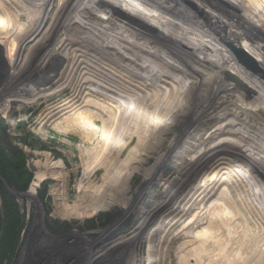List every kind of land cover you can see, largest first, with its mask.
Instances as JSON below:
<instances>
[{
    "label": "rangeland",
    "instance_id": "1",
    "mask_svg": "<svg viewBox=\"0 0 264 264\" xmlns=\"http://www.w3.org/2000/svg\"><path fill=\"white\" fill-rule=\"evenodd\" d=\"M64 1L0 0V145L5 150V156L0 157V264H178L182 251L189 254L195 248L191 237L202 229L206 233L201 237L203 247L198 248L205 251L200 254L202 264H225L227 231L229 238L245 234L255 239V253L247 260L249 264H264V133L260 131L264 129V116H259L261 107L264 111V77L259 75V66L243 56L237 59L235 49L230 48L229 64L234 66L236 60L240 65L250 62L252 76L238 68L243 80L230 76L228 81L224 77L225 82L219 81L237 96L235 101L224 92L213 94L216 101L211 102H218L216 108L225 113L209 125L213 128V132L208 128L210 135L203 130L199 136H191L193 130L202 128L204 113L199 110V114L190 115L189 111L214 88L211 76L221 74L219 65L201 53L210 45L198 36L217 40L222 50L219 60L223 61L224 47L229 48L233 40L245 41L242 33L246 31L237 29L246 11L258 12L264 19V0L82 1L77 9L69 11L65 28L51 33L49 28ZM134 25L136 28H132ZM35 26L39 30L31 39ZM134 29L139 30L135 33ZM259 40L254 45H259ZM42 67L49 71L47 77H26L31 69ZM16 75V81L7 87L8 80ZM245 84L254 100L242 91ZM69 122L73 125L70 130ZM83 123L91 124V130H84ZM80 133L88 134L93 141L87 142ZM201 135L204 139L199 140ZM80 149L96 150L91 158L98 168L89 176L91 187L100 185L101 169L110 160L117 166L113 177L122 172L126 176L120 180L126 183L123 188L112 187L119 191L117 205L72 218L71 207L80 195L76 190L81 179ZM211 153L218 158L208 162ZM51 169L56 176H65L63 183L57 177L41 178ZM172 194L173 204L162 208L161 203ZM138 195L142 196L133 203ZM120 196L131 200L132 205L124 207L125 199ZM212 214L226 228L212 222ZM138 224L142 229L137 240L109 249ZM212 228L217 229L215 234ZM216 238L224 244H217L220 242ZM208 249L213 251L208 253Z\"/></svg>",
    "mask_w": 264,
    "mask_h": 264
},
{
    "label": "bare ground",
    "instance_id": "2",
    "mask_svg": "<svg viewBox=\"0 0 264 264\" xmlns=\"http://www.w3.org/2000/svg\"><path fill=\"white\" fill-rule=\"evenodd\" d=\"M48 0H46V2H47ZM52 0H50V2H51ZM82 1H90V0H65L63 3H61V9H59V11H58V14L57 15H55V18H54V21H53V23H52V25H51V27L49 28V30H51V33H52V30H60V29H62V27L63 28H65V26L67 25V20H68V14H70V10L72 11V9H74L75 7H77V6H80V5H78V3H81ZM100 1V0H99ZM105 0H103L102 1V4H103V2H104ZM50 2H49V4H50ZM77 3V4H74V3ZM98 2V1H97ZM108 2V1H107ZM112 2V1H111ZM83 3V2H82ZM92 3V2H91ZM106 3V2H105ZM116 3V2H115ZM143 3H145V1H143ZM147 3V2H146ZM145 3V4H146ZM107 4V3H106ZM120 4V3H119ZM118 4V5H119ZM145 4H143V5H145ZM108 5V7L109 6H112V4L111 5H109V3L107 4ZM126 4H124L123 6H125ZM148 5H150V4H148ZM93 6V5H92ZM91 6V7H92ZM105 6V5H104ZM120 6V5H119ZM118 6V7H119ZM122 6V5H121ZM41 7V6H40ZM102 7V6H101ZM113 7V6H112ZM95 8H97V7H95ZM107 8V7H106ZM126 8V7H125ZM49 9V8H48ZM75 9H77V8H75ZM92 9V8H91ZM103 9H104V7H103ZM136 9V8H135ZM108 10H110V8H108ZM47 11V10H46ZM45 11V12H46ZM95 11H97V12H100V13H102L101 12V9H99L98 10V8H97V10L95 9ZM105 11V10H104ZM137 11H139V9H137ZM106 12V11H105ZM110 12H112V10L110 11ZM124 12H126V11H124ZM132 12V11H131ZM134 13V12H133ZM97 14H99V13H97ZM103 14V13H102ZM123 14V13H122ZM135 14V13H134ZM137 14V13H136ZM104 15V14H103ZM107 15H108V12H107ZM112 16H113V14H111ZM115 15V14H114ZM125 15V14H124ZM126 15H127V13H126ZM125 15V16H126ZM129 15V14H128ZM45 16V15H44ZM80 16V15H79ZM98 16V15H97ZM96 16V17H97ZM110 16V15H109ZM111 16V17H112ZM120 16V15H119ZM129 16H131V15H129ZM141 17H142V15H141ZM245 17V18H244ZM72 18V17H71ZM105 18V17H104ZM117 18V17H116ZM123 18H125V17H123ZM129 18V17H128ZM136 18V17H135ZM144 18V17H143ZM44 19V18H43ZM82 19V18H81ZM99 19H102L101 17L99 18ZM121 19V18H120ZM132 19H133V17H132ZM145 19V18H144ZM84 20V19H83ZM131 20V19H130ZM242 20L243 21H240L239 22V25H238V29L237 30H245L246 31V33L247 34H245L244 32L242 33L243 34V36H244V40L245 41H241L240 39H238V40H240L239 42H236V41H238V40H233L234 42H230L229 44H231V45H229V48H228V46L227 47H224V48H227V49H225V51H224V57L226 56V58H223L224 60L223 61H220L219 60V57L221 56L220 54L222 53V50H219V48L221 47V45L218 43L217 44V40H213V39H209V37H207V36H203V35H200V36H198V37H200L201 39H203V42H205L209 47L207 48V50L204 48V51L203 52H201L202 54H207V57H210L211 59H213L214 60V62H216L217 64H216V66L217 65H219L218 66V68L221 70H219L220 72H221V74L219 73V72H217V73H215V77L216 78H214V77H212L211 76V79L210 80H213V83H212V85L214 86V88L211 90V92H209L210 94L208 95L206 92L207 91H205V93L207 94V96L208 97H206L205 96V94L203 95V96H205V100L204 101H200V102H196L195 104H193V106L190 108V115H193V113H198V111L199 110H203V118L200 120V123H201V125H200V127H202L201 129H195V131L193 130L192 132H193V134H192V132H191V136H193V138H194V135L195 136H199L198 134H199V132L200 131H205V133H206V131H208V128H210L209 127V125L211 124V123H213V122H215V121H217V120H219L220 119V117H222L223 118V114L225 113H221V111H220V109H218V108H216V106H215V104H218V102H215V104H213V102L214 101H216V99H214L215 97V95H213V94H216V91L217 92H219V93H222V92H224V93H226L227 94V98L230 100L231 98H235L234 100L236 101V97H235V95H236V93H235V95H232L233 93H234V91L232 92V94H230L229 92H230V90L228 91V89L227 90H225L219 83V81H222L223 79V77L225 78V80H227L228 81V79L227 78H229L230 76H232L233 77V79L234 80H236L237 79V81H239L238 79L239 78H241L239 75H240V71H237L238 70V68H240V69H243V70H247V72H249V75H251L252 73V71H250L251 69H250V67H249V64H250V62H249V64L246 62V63H244L243 65H240V64H238L237 63V61L238 60H236V62H235V60H234V62H235V64H234V66L233 65H231V64H229V62H228V57L231 55V52H233L232 50H233V48L235 49V51H236V53L238 54V58L236 57V56H234V57H236L237 59H239L241 56H242V54L243 53H245L246 54V56L251 60V62H252V64H255V66H256V64H257V66H259V75L260 74H263V77H264V59H260V54H262L263 53V55H264V22L261 20V18H259L258 16H257V14L256 13H254V12H251L250 10H247L246 11V13L244 14V16L242 17ZM88 22H90L89 20H87ZM103 21V20H102ZM117 21H119V20H117ZM135 21V20H134ZM137 22H138V20H136ZM173 21H175V20H173ZM74 22V21H73ZM84 22V21H83ZM86 22V21H85ZM84 22V23H85ZM88 22H87V24H88ZM108 22V21H107ZM131 22H132V20H131ZM130 22V23H131ZM153 22H154V20H153ZM176 22V21H175ZM92 23V22H91ZM97 22H95V25H97L96 24ZM117 23V22H116ZM121 23V22H120ZM128 23V22H127ZM93 24V23H92ZM119 24V23H118ZM125 24V23H124ZM139 24V23H138ZM142 24V23H141ZM140 24V25H141ZM146 24V23H145ZM151 24V23H150ZM153 24V23H152ZM151 24V25H152ZM160 25V23H157V25ZM244 24V25H243ZM37 25H39V24H37ZM105 25H107V24H105ZM129 25V24H128ZM131 25H132V23H131ZM130 25V26H131ZM136 25V24H135ZM134 25V26H135ZM139 25V27H142L143 26V24L140 26ZM154 25V24H153ZM156 24H155V26L156 27H159V26H157ZM41 26V25H40ZM108 26V25H107ZM110 26V25H109ZM137 26V25H136ZM136 26L135 27H132V28H136ZM146 26V25H145ZM144 26V27H145ZM147 26H148V24H147ZM251 26H254V27H251ZM99 27V26H98ZM138 27V28H139ZM100 28V27H99ZM105 28H107L106 26H105ZM104 28V29H105ZM143 29V28H142ZM145 29H147V28H145ZM156 29V28H155ZM162 29H164V28H162ZM33 31H31V35H30V37L29 38H33L34 37V35L38 32L37 30H39L38 29V26H35V28H33L32 29ZM107 30V29H106ZM130 30V29H129ZM136 30V32L135 33H137L138 31L137 30H139V29H134V30H132V31H135ZM141 30V29H140ZM165 31H166V29H164ZM260 31V33H259V31ZM61 31V30H60ZM143 30H141V32H142ZM149 31V30H148ZM257 31V32H256ZM33 32V33H32ZM161 32V31H160ZM170 32V31H169ZM256 32V33H255ZM144 33H146V32H144ZM165 33V32H164ZM240 33V32H239ZM143 34V33H142ZM142 34H141V36H142ZM171 34V33H170ZM170 34H169V36H170ZM241 34V33H240ZM256 34H258L259 35V37H257L258 35H256ZM138 35V34H137ZM151 35H152V32H151ZM115 36V35H114ZM139 36V35H138ZM140 36V37H141ZM155 36V35H154ZM173 37V36H172ZM211 37V36H210ZM28 38V39H29ZM138 38V37H137ZM143 38V37H142ZM148 38V37H147ZM237 38V37H236ZM242 38V37H241ZM254 38L256 39H261V40H259V42L260 43H258L259 45H254V42H258V40L257 41H254ZM158 40V39H157ZM156 40V41H157ZM152 41V40H151ZM213 41V42H212ZM142 42V41H141ZM178 42V41H177ZM214 42H216V44L214 43ZM245 42V43H244ZM247 45V46H245V45ZM146 45V44H145ZM144 45V46H145ZM152 45V44H151ZM46 46V45H45ZM155 46L156 45H152V47H154L155 48ZM168 46V45H167ZM211 46L213 47L212 49H211ZM231 46V47H230ZM140 47V46H139ZM149 47V46H148ZM173 47V46H172ZM200 47V46H199ZM198 47V48H199ZM45 48V47H44ZM160 48L161 47H156L155 49H158L159 51H160ZM197 48V49H198ZM230 48H232V50H230ZM162 49V48H161ZM166 50L168 49V48H165ZM170 49V48H169ZM175 49V48H174ZM173 49V50H174ZM157 50V51H158ZM172 50V51H173ZM150 51V50H149ZM162 51H164V49L163 50H161V52ZM168 51V50H167ZM170 51V50H169ZM168 51V52H169ZM176 51V50H175ZM179 51V50H178ZM199 51H201L200 49H199ZM205 51H207V52H211V54L210 53H207V52H205ZM259 52H261L260 54H259ZM150 53V52H149ZM154 53H156V52H154ZM170 53V52H169ZM183 53V52H182ZM242 53V54H241ZM162 54V53H161ZM164 54V53H163ZM172 54H175V53H171V55ZM237 54H235V55H237ZM258 54H259V56H258ZM52 56H53V54H51ZM147 55H148V53H147ZM152 55V54H151ZM181 55V54H180ZM74 56V55H73ZM132 56V55H131ZM155 56H157L156 54H155ZM167 56V55H166ZM169 56V55H168ZM167 56V57H168ZM173 56H175L176 57V54L175 55H173ZM182 56H183V54H182ZM48 57V56H47ZM55 57V56H54ZM163 57V56H162ZM181 57V56H180ZM180 57H178L177 56V58H179L180 59ZM184 57V56H183ZM186 57H187V55H186ZM194 57V56H193ZM263 57V56H262ZM136 58V57H135ZM164 58V57H163ZM170 58H172V57H170ZM169 58V59H170ZM188 58V57H187ZM246 58V57H245ZM44 59V58H43ZM139 59V58H138ZM160 59V58H159ZM167 59V58H166ZM200 59H202V58H200ZM232 59V58H231ZM233 59H235V58H233ZM165 60V59H164ZM175 60V59H174ZM174 60H172V61H174ZM181 60V59H180ZM179 60V61H180ZM229 60H230V58H229ZM246 60V59H245ZM125 61V60H124ZM137 61V60H136ZM182 61V60H181ZM195 61H197V60H195ZM241 61H242V59H241ZM248 61V60H247ZM175 62V61H174ZM243 62V61H242ZM245 62V61H244ZM134 63V62H133ZM173 63V62H172ZM181 63V62H180ZM189 63V62H188ZM191 63V62H190ZM196 63V62H195ZM202 63V62H201ZM209 63V62H208ZM207 63V64H208ZM242 64V63H241ZM17 65V64H16ZM176 65V64H175ZM191 65V64H190ZM235 65H237V66H235ZM127 66V65H126ZM201 66V65H200ZM215 66V67H216ZM239 66H242V67H239ZM137 67V66H136ZM140 67V66H139ZM212 67V66H211ZM254 67V66H253ZM214 68V67H213ZM237 68V69H236ZM256 68V67H255ZM147 69V68H146ZM145 69V70H146ZM217 69V68H216ZM215 69V70H216ZM140 70V69H139ZM218 70V69H217ZM255 70V69H254ZM258 70V69H257ZM256 70V71H257ZM23 71V70H22ZM136 71V70H135ZM156 71V70H155ZM195 71V70H194ZM199 71V70H198ZM21 72V71H20ZM48 70L46 69V67H42V69L40 68H38V70H36V69H31L28 73H27V75H26V77H28L29 79H31V78H36L38 75H43V76H46L47 74H48ZM50 72H52V71H50ZM128 72V71H127ZM144 72V71H143ZM148 72V71H147ZM154 72V71H153ZM241 72H243V71H241ZM55 73V72H54ZM149 73V72H148ZM214 73V72H213ZM223 73V74H222ZM155 74V73H154ZM245 74H248V73H245ZM244 74V75H245ZM254 74V73H253ZM148 75V74H147ZM151 75V74H150ZM213 75V74H212ZM223 75V76H222ZM241 75H242V73H241ZM152 76H154V75H152ZM252 76V75H251ZM254 76H256V75H254ZM258 76V75H257ZM18 77V75H16V77H14V78H12V79H9L8 80V82H7V87L11 84V83H13L14 81H16V78ZM24 77V76H23ZM47 77V76H46ZM49 77H50V75H49ZM57 77V76H56ZM158 77V76H157ZM156 77V78H157ZM250 76H248V77H246V78H249ZM168 78V77H167ZM253 78H256V77H253ZM261 78H262V76H261ZM165 79H166V76H165ZM171 79V78H170ZM242 79V78H241ZM263 79V78H262ZM19 80V79H18ZM160 80H162V79H160ZM243 80V79H242ZM31 81V80H30ZM127 81V80H126ZM134 81V80H133ZM156 81H159V80H156ZM163 81V80H162ZM224 81V80H223ZM229 81H230V79H229ZM225 82V81H224ZM61 83V82H60ZM158 83V82H157ZM163 83V82H162ZM161 83V84H162ZM227 83V82H226ZM225 83V86L227 85ZM145 84V83H144ZM164 84V83H163ZM166 84V83H165ZM228 84H230V82L228 83ZM247 84V83H246ZM243 85L244 86V88H242L243 86H241V88L242 89H244V90H242L244 93H246V94H249L250 92H249V89L247 88V85ZM136 86L138 85V83L137 84H135ZM171 85V84H170ZM174 85V84H173ZM230 85H232V84H230ZM154 86V85H153ZM229 86V85H228ZM56 87V86H55ZM132 87V86H131ZM156 87V86H155ZM163 87V86H162ZM169 86H167V88H168ZM173 87V86H172ZM193 87V86H192ZM230 87V86H229ZM228 87V88H229ZM232 87V86H231ZM5 88H6V86H5ZM133 88V87H132ZM49 89H50V87H49ZM136 89V88H135ZM166 89V88H165ZM174 89V88H173ZM230 89V88H229ZM231 89H233V88H231ZM134 90V89H133ZM164 90V89H163ZM175 90V89H174ZM206 90V89H205ZM225 90V91H224ZM60 91H61V89H60ZM194 91V90H193ZM210 91V90H209ZM238 91V90H237ZM246 91V92H245ZM248 91V92H247ZM53 92V91H52ZM102 92V91H101ZM137 92V91H136ZM93 93V92H92ZM157 93V92H156ZM159 93V92H158ZM184 93V92H183ZM239 93V92H238ZM72 94V93H71ZM82 94V93H81ZM201 94V93H200ZM200 94H198V95H200ZM242 94V93H241ZM78 95V94H77ZM76 95V96H77ZM165 95V94H164ZM179 95V94H178ZM250 95V94H249ZM255 95V94H254ZM147 96V95H146ZM150 96V95H149ZM182 96V95H181ZM231 96H233V97H231ZM237 96V95H236ZM240 96V95H239ZM238 96V97H239ZM242 96H244L243 94H242ZM252 95H250V97H251ZM69 97H72V96H69ZM75 97V96H74ZM187 97V96H186ZM202 97V96H201ZM237 97V98H238ZM241 97V96H240ZM239 97V98H240ZM249 97V98H250ZM67 98V97H66ZM85 98V97H84ZM128 98V97H127ZM197 98V97H196ZM246 98V97H245ZM244 97H241V99H243V100H247V99H245ZM251 98H253V100H254V96H252ZM259 98H260V96H259ZM197 99H199V98H197ZM227 99V100H228ZM183 100V99H182ZM191 100V99H190ZM225 100V99H224ZM228 100V101H229ZM180 101V100H179ZM199 101V100H198ZM209 101V102H208ZM211 101H213V102H211ZM204 102H207V105L206 104H203ZM257 102V101H256ZM66 103V102H65ZM189 103H191V102H189ZM208 103L210 104L211 103V106L209 105L208 106ZM230 103V102H229ZM166 104H167V102H166ZM191 104V105H192ZM234 104V103H233ZM66 105V104H65ZM63 106V105H62ZM109 106V105H108ZM107 106V107H108ZM264 106V105H263ZM67 107V106H66ZM105 107V106H104ZM219 107H221V106H219ZM252 107V106H251ZM257 106H255V108H256ZM92 108V107H91ZM161 108V107H160ZM169 108V107H168ZM175 108V107H174ZM185 108V107H184ZM183 108V109H184ZM222 108V107H221ZM247 108V107H246ZM86 109V108H85ZM93 109H95V108H93ZM98 109V108H97ZM167 109V108H166ZM105 110V109H104ZM104 110H103V112H104ZM162 110V109H161ZM171 110V109H170ZM231 110V109H230ZM246 110V109H245ZM248 110H250V109H247V111ZM255 110V109H254ZM259 110V109H258ZM100 111H102V110H100ZM128 111V110H127ZM160 111V110H159ZM183 111V110H182ZM224 111H225V109H224ZM259 111H261L260 112V114L258 113V111H257V113L259 114V116L260 115H262V116H264V111H262V107L260 108V110ZM181 112V111H180ZM227 112V111H226ZM231 112V111H230ZM251 112V111H250ZM89 113V112H88ZM101 113V112H100ZM199 114V113H198ZM253 114V113H252ZM231 115V114H230ZM240 115V114H239ZM238 115V116H239ZM254 115V114H253ZM256 115V114H255ZM100 116V115H99ZM257 116V115H256ZM83 117V116H82ZM197 117V116H196ZM248 117V116H247ZM250 117V116H249ZM258 117V116H257ZM89 118V117H88ZM93 118V117H92ZM97 118V117H96ZM102 118H104V117H102ZM194 118V117H193ZM226 118V117H225ZM263 118V117H262ZM86 119V118H85ZM189 119V118H188ZM228 119H230V118H228ZM82 120V119H81ZM100 120H102V119H100ZM105 120V119H104ZM103 120V121H104ZM197 120H199V119H197ZM78 121H80V120H78ZM86 121V120H85ZM106 121V123H107V119L105 120ZM193 121V120H192ZM66 122V121H65ZM90 122V121H89ZM180 122V121H179ZM184 122V121H183ZM70 123V125H68V123H67V125L69 126L68 128H69V130H70V128H71V126H73L72 125V123L71 122H69ZM74 123H75V121H74ZM120 123V122H119ZM264 123V122H263ZM103 124V123H102ZM101 124V125H102ZM108 124V123H107ZM182 124H184V123H182ZM207 124V125H206ZM216 124V123H215ZM253 124V123H252ZM80 125V124H79ZM91 125V124H90ZM89 124H86V123H83V124H81V126H83L84 127V130H86V127L89 129L90 126ZM109 125V124H108ZM197 125V124H196ZM206 125V126H205ZM228 125H229V123H228ZM65 126H66V124H65ZM106 126V125H105ZM110 126V125H109ZM109 126H107L106 128L107 129H109V128H111V127H109ZM222 126V125H221ZM232 126V125H231ZM59 127H60V125H59ZM82 127V128H83ZM104 127V125H102V128ZM109 127V128H108ZM117 127V126H116ZM122 127V126H121ZM146 127V126H145ZM150 127V126H149ZM185 127V126H184ZM183 127V128H184ZM250 127H251V124H250ZM73 128V127H72ZM77 128V127H76ZM105 128V127H104ZM214 128H216V127H214ZM223 128V127H222ZM225 128V127H224ZM228 130H231V128L229 129L228 127H226ZM243 128V127H242ZM260 128V127H259ZM55 129H58V127H55ZM61 129V128H60ZM64 129V128H63ZM80 129V128H79ZM87 129V131H89V130H91V129H89L88 130ZM106 129V130H107ZM127 129V128H126ZM145 129V128H144ZM211 129V128H210ZM213 129V128H212ZM212 129H211V131H212ZM263 128H261V130L260 131H262V133H264L263 132V130H262ZM76 130H78V129H76ZM75 130V131H76ZM82 130V129H81ZM84 130H83V132H84ZM217 130V129H216ZM60 131V130H59ZM87 131H85V132H87ZM132 131V130H131ZM184 131V130H183ZM182 131V132H183ZM57 132H58V130H57ZM63 132V131H62ZM61 132V133H62ZM65 132H67V131H65ZM64 132V133H65ZM69 132V131H68ZM80 132H82V131H80ZM109 132V131H108ZM111 132V131H110ZM126 132V131H125ZM128 132V131H127ZM126 132V133H127ZM213 132V131H212ZM212 132H209L208 131V133H209V135H210V133H212ZM89 133H90V131H89ZM120 133V132H119ZM186 133V132H185ZM207 133V134H208ZM106 135H107V133H105ZM128 134V133H127ZM249 134V133H248ZM256 134V133H255ZM80 135H84L83 137H81V138H86V141L87 142H91V141H93L92 140V137H90L88 134H81L80 133ZM105 135V136H106ZM190 135V134H189ZM206 135V134H205ZM261 135V134H260ZM132 136V135H131ZM152 136V135H151ZM180 136V135H179ZM220 137V136H219ZM151 138V137H150ZM200 139H204V137H203V135H201L200 137H199V140ZM247 139V138H246ZM113 140H116V139H113ZM176 140H178V136L177 137H175V139H174V142L176 141ZM196 140V139H195ZM198 140V141H199ZM214 140V139H213ZM233 140V139H232ZM109 141V140H108ZM161 141V140H160ZM197 141V142H198ZM106 142V141H105ZM111 142H113V141H111ZM115 142V141H114ZM162 142V141H161ZM160 142V143H161ZM181 142V141H180ZM184 142V141H183ZM142 143H144V142H142ZM185 143V142H184ZM243 143V142H242ZM241 143V144H242ZM259 143V142H258ZM149 144H150V142H149ZM184 145V144H183ZM259 145H261V144H259ZM96 146V145H95ZM106 146H107V143H106ZM159 145H157V147H158ZM169 146V145H168ZM167 146V147H168ZM181 146V145H180ZM179 146V147H180ZM100 147V146H99ZM120 147H121V145H120ZM130 147V146H129ZM163 147V146H162ZM198 147V146H197ZM244 147V146H243ZM264 147V146H263ZM169 148V150L171 149L170 147H168ZM246 148V147H245ZM244 148V149H245ZM103 149V148H102ZM121 149V148H120ZM150 149H152L151 147H150ZM153 149H154V146H153ZM202 149V148H201ZM81 150V149H80ZM84 150H86V149H84ZM84 150H81L80 152H82V154L81 155H79L78 157H80L79 159L81 160V163L80 164H82V168H81V179L79 180V181H77L78 183H77V187H76V190H78L79 191V193H80V195H79V197H76V198H78V200L76 201V204L73 206V207H71V210H73L74 211V213H70L72 216H74V217H72V218H77V217H79V218H81V217H84V216H86V215H89V214H93V213H95L97 210H99V209H108L109 207H111V205L113 206V205H117L116 203H118L119 202V198L118 197H116V196H118L117 194L119 193V191L117 190V188H116V190H112V187H113V185H118V186H120V185H122L121 186V188H123V184H125L126 182V180H124V179H122V180H120V178H121V176L123 177V175H122V172L121 173H119V172H117L116 173V175L118 174V178L117 177H113L114 176V173H115V171L117 170V166H114V163H113V161H111L110 160V163H109V161H108V164H106L105 165V163L103 164L104 166L102 167V169H101V174H102V176H100L101 178V180H100V185L97 187V186H95V185H92V187L90 186V182H91V180H90V178H89V176H91V174L93 173V172H96V168H98V167H94V166H96V164H94V166H93V163L92 162H94L95 163V161H93L92 159L93 158H91L92 157V154H93V156H94V152L96 151V150H92L93 151V153H92V151H89L88 149L86 150V152H84ZM188 150V149H187ZM205 150V149H204ZM203 150V151H204ZM201 152V151H200ZM208 152V151H207ZM149 153H150V151H149ZM152 153V152H151ZM166 153V152H165ZM106 154V153H105ZM136 154V153H135ZM147 154V153H146ZM174 154V153H173ZM198 154H199V152H198ZM197 154V155H198ZM205 154V153H204ZM225 154V153H224ZM229 154V153H228ZM240 154V153H239ZM96 155V154H95ZM98 156V155H97ZM217 155H215V153L213 154V153H211V155H209L208 156V158L206 159V161H208V162H210V161H212V160H216V158H218V157H216ZM222 156V155H221ZM224 156V155H223ZM225 156H227V155H225ZM247 156V155H246ZM104 157V156H103ZM123 157V156H122ZM192 157V156H191ZM261 157H262V155H261ZM91 158V159H90ZM96 157H94V159H95ZM132 158V157H131ZM148 158V157H147ZM166 158V157H165ZM168 158V157H167ZM221 158H223V157H221ZM233 158V157H232ZM242 158H243V156H242ZM119 159V158H118ZM161 159V158H160ZM224 159V158H223ZM112 160H115L116 161V159H112ZM145 160V159H144ZM204 160V159H203ZM245 160V159H244ZM249 160V159H248ZM213 161V162H214ZM107 162V161H106ZM116 162H118V161H116ZM117 164V163H116ZM159 164V163H158ZM58 165V164H57ZM60 165V164H59ZM118 165V164H117ZM208 165V164H207ZM99 166V165H98ZM122 166V165H121ZM203 167V166H202ZM53 168V167H52ZM59 168V167H58ZM58 168H55V169H58ZM122 168V167H121ZM201 168V167H200ZM54 169V168H53ZM60 169V168H59ZM133 169V168H132ZM199 169V168H198ZM61 170V169H60ZM59 170V171H60ZM146 170V169H145ZM58 171V172H59ZM122 171V170H121ZM199 171V170H198ZM260 172V171H259ZM61 173H63V172H61ZM128 173V172H127ZM199 173V172H198ZM238 173V172H237ZM257 173V172H256ZM131 173H129V175H130ZM197 174V173H196ZM218 174V173H217ZM260 174H261V172H260ZM241 175V174H240ZM247 175V174H246ZM124 176H126V175H124ZM209 176V175H208ZM219 176V175H218ZM258 176V175H257ZM44 177H53V178H55V179H57V178H59V180L63 183L64 182V180H65V176L63 175V174H60V176H56V174H54V171L51 169V170H49V171H46L45 173H43L42 175H41V178H44ZM57 177V178H56ZM129 177V176H128ZM193 177V176H192ZM261 177V176H260ZM38 178H39V176H38ZM89 178V179H88ZM124 178V177H123ZM216 178V177H215ZM127 179V178H126ZM218 179V178H217ZM262 179V178H261ZM191 180V179H190ZM219 180V179H218ZM217 180V181H218ZM40 181V180H39ZM189 181V180H188ZM261 181V180H260ZM128 182V181H127ZM214 182V181H213ZM230 182H231V180H230ZM95 183V182H94ZM188 183H190V182H188ZM211 183V182H210ZM261 183V182H260ZM204 184V183H203ZM218 185V184H217ZM64 186V185H63ZM125 186V185H124ZM191 186V185H190ZM195 186V185H194ZM91 187V189L89 190V188ZM189 187V186H188ZM206 187V186H205ZM217 187V186H216ZM263 188H264V184H263V186H262ZM63 188L64 187H61V189H62V191H63ZM197 188V187H196ZM209 188V187H208ZM249 188V187H248ZM262 188V189H263ZM86 189H88V191H86ZM197 189H199V188H197ZM216 190V189H215ZM61 191V192H62ZM213 191V190H212ZM248 191V190H247ZM56 192V191H55ZM193 192V191H192ZM121 193V192H120ZM194 193H196V190H195V192ZM193 193V194H194ZM218 193V192H217ZM248 193V192H247ZM207 194V193H206ZM233 195V194H232ZM262 195V194H261ZM60 196H62V195H60ZM140 196H142V195H138L137 196V198L135 199V200H132V202L134 203V201H137L138 200V198L140 197ZM198 196V195H197ZM121 197V196H120ZM122 197H124V203H123V205H124V207H127V205H129V206H131L132 205V202H131V200H129V199H126L125 198V196H122ZM121 197V198H122ZM169 197V196H168ZM193 197V196H192ZM133 198V197H132ZM173 199H174V194H172V196H171V198H168V199H166L165 201H163V203H161V205H162V208H165V207H167V206H169L170 207V205H171V203L173 204ZM164 200V199H163ZM244 200V199H243ZM255 200V199H254ZM220 201V200H219ZM74 202V201H73ZM131 202V203H130ZM130 203V204H129ZM187 203V202H186ZM62 204V203H61ZM241 204V203H240ZM251 204V203H250ZM234 206H235V203L233 204ZM243 205V204H242ZM64 206V205H63ZM72 206V205H71ZM234 206H232V207H234ZM159 207V206H158ZM242 207V206H241ZM186 209V208H185ZM196 209V208H195ZM230 209V208H229ZM69 210H70V208H69ZM170 210H172L171 208H170ZM202 210V209H201ZM219 210V209H218ZM235 210H237L236 208H235ZM65 211V210H64ZM181 211V210H180ZM72 212V211H71ZM238 212V211H237ZM244 212V211H243ZM64 215V214H63ZM212 215H214V214H212ZM215 216L216 215H214V216H212L211 218H212V222H216L217 223V225H219V226H221V228H226V226L224 225V223L223 224H221V223H218V217L217 218H215ZM66 217V216H65ZM70 217V216H69ZM67 218V217H66ZM232 218V217H231ZM234 218V217H233ZM216 220H218V221H216ZM231 220V219H230ZM245 220V219H244ZM144 221V220H143ZM203 221V220H202ZM210 221V220H209ZM145 223V222H144ZM143 223V224H144ZM216 223H215V225H216ZM243 223V222H242ZM211 224V223H210ZM235 224H237V223H235ZM141 225V226H140ZM163 225V224H162ZM202 225V224H201ZM238 225V224H237ZM197 226V225H196ZM239 226V225H238ZM206 227V226H205ZM212 227L214 228V227H218V226H214V224H212ZM212 228V229H213ZM243 228H244V226H243ZM246 228V227H245ZM140 229H142V224H138V226L136 225V227H133V229H132V231L130 232V234L129 235H124V236H121L120 238H118L116 241H114V243L109 247V249H115V248H117V247H121V246H125V245H129V244H131L132 242H134L135 240H137L138 238H139V232L138 231H140ZM217 229H219V228H217ZM217 229H215V230H217ZM202 230H204V229H202ZM202 230H201V232H199L198 234H195V235H193L191 238V240H194V241H190V242H194V244H196V246H195V248H200V246L201 247H203L202 246V244H201V237L203 236V235H206V233L205 234H203V232H202ZM214 229L212 230V231H214L213 232V234H215V231ZM233 230V229H232ZM211 230H210V234H211V232H212ZM191 232V231H190ZM241 232V231H240ZM196 233V232H195ZM208 233V232H207ZM247 233V232H246ZM213 234H211L212 236H213ZM240 234H242V233H240ZM245 235V234H244ZM244 235H242V236H239V237H237V238H235V237H231V238H229L228 237V231L224 234V237L225 236H227V237H225V239H227L226 241H225V246H227V248L226 247H223V248H226V252H225V255H224V257H225V264H249V261L247 260L248 258H247V256L249 255V254H251L252 253V255H251V257L254 255L253 253H255L254 251V249L253 248H255L256 247V245L257 244H255V239L253 240L252 239V237L251 236H248V235H246V236H244ZM173 236V235H172ZM212 236H208L209 237V239L212 237ZM206 237V236H205ZM215 237V236H214ZM184 238V237H183ZM182 238V239H183ZM203 238V237H202ZM207 238V237H206ZM220 238H222V236L220 237ZM217 240H219V238H216ZM224 239V238H223ZM208 240V239H207ZM207 240H205L204 239V242L206 241L207 242ZM212 240V239H211ZM210 240V241H211ZM214 240H215V238H214ZM217 240H216V242H217ZM209 241V240H208ZM213 241V240H212ZM221 241H222V239H221ZM219 242H220V240H219ZM223 242V241H222ZM257 242V241H256ZM208 244H209V242H207ZM213 243V242H212ZM217 244H220V245H222V244H224V242L223 243H218L217 242ZM188 245V244H187ZM204 245V244H203ZM206 245V244H205ZM211 245V244H210ZM216 245V243H214V246ZM219 245V246H220ZM186 246V245H185ZM185 246L184 245H182L181 246V248L182 247H184L185 248ZM190 246V245H189ZM192 246V245H191ZM213 246V245H212ZM213 246V247H214ZM206 247H209L210 248V246H206ZM206 247H205V249H206ZM189 247L187 246V249H188ZM193 249L192 251H190V252H187V251H189V249L186 251L187 253H189V254H184V251H182V253H183V255H181L180 256V258H179V263L178 264H189V261H194L193 262V264H202L203 262L202 261H200L201 260V258H203L202 256L204 255V253L203 252H205V251H201V249H198L197 251H196V249ZM216 248V246L214 247V251L211 249L210 251H213V252H215L216 253V251L215 250H218V249H215ZM179 249V248H178ZM204 249V250H205ZM222 249V248H221ZM184 250H186V248L184 249ZM181 251H179V252H181ZM210 251H209V249H208V253H210ZM173 252V251H172ZM176 252V251H175ZM175 252H174V255H175ZM206 252H207V250H206ZM201 253H203L202 254V256L200 255ZM206 254V253H205ZM213 254V253H212ZM224 254V253H223ZM207 255V254H206ZM223 256V255H222ZM175 257V256H174ZM207 257V256H206ZM191 258V259H190ZM224 259V258H223ZM212 262V261H211ZM217 262V261H216ZM214 264H216L215 262H213ZM218 263V262H217ZM146 264V263H145ZM191 264V263H190Z\"/></svg>",
    "mask_w": 264,
    "mask_h": 264
},
{
    "label": "trees",
    "instance_id": "3",
    "mask_svg": "<svg viewBox=\"0 0 264 264\" xmlns=\"http://www.w3.org/2000/svg\"><path fill=\"white\" fill-rule=\"evenodd\" d=\"M256 14L264 22V19L259 15V13L257 12ZM4 156H5V150H3V148L0 145V157H4Z\"/></svg>",
    "mask_w": 264,
    "mask_h": 264
},
{
    "label": "water",
    "instance_id": "4",
    "mask_svg": "<svg viewBox=\"0 0 264 264\" xmlns=\"http://www.w3.org/2000/svg\"><path fill=\"white\" fill-rule=\"evenodd\" d=\"M241 54H242V53H241ZM242 56H243L244 59H249V58L246 56L245 53H243ZM245 57H246V58H245Z\"/></svg>",
    "mask_w": 264,
    "mask_h": 264
}]
</instances>
